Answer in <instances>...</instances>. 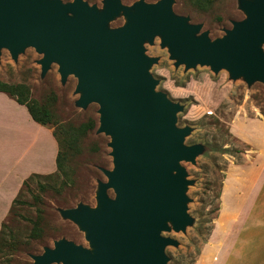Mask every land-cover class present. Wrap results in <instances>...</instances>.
I'll return each mask as SVG.
<instances>
[{"label":"water","instance_id":"obj_1","mask_svg":"<svg viewBox=\"0 0 264 264\" xmlns=\"http://www.w3.org/2000/svg\"><path fill=\"white\" fill-rule=\"evenodd\" d=\"M171 4L137 2L129 9L104 0L98 11L82 0H0V49L14 59L32 47L43 55L42 74L56 63L61 81L73 75L77 105L96 103L97 132L111 138L113 169L102 170L107 182L99 184L98 207L60 211L84 232L91 250L59 240L31 264H167L164 248L175 242L161 232L191 223L179 163L193 161L201 147L184 144L190 130L176 127L182 107L155 91L148 72L154 60L143 43L159 36L176 65L225 69L232 79L264 84V0H239L246 18L213 41L206 33L197 36L200 26L173 14ZM120 13L127 23L108 29Z\"/></svg>","mask_w":264,"mask_h":264},{"label":"rangeland","instance_id":"obj_2","mask_svg":"<svg viewBox=\"0 0 264 264\" xmlns=\"http://www.w3.org/2000/svg\"><path fill=\"white\" fill-rule=\"evenodd\" d=\"M60 1L66 4L73 0ZM82 1L98 11L103 9L104 0ZM158 1L120 3L132 9L137 2ZM210 1L209 7L200 9L190 0H172L171 11L187 18L188 24L199 25L197 36L206 33L211 41L225 36L233 22L246 18L239 0ZM126 23L120 13L107 28ZM143 49L145 56L154 60L148 72L156 81L155 91L182 107L176 114V127L190 130L184 144L201 147L193 161L179 163L188 182L184 205L191 223L179 231L169 224L170 230L161 232L162 237L175 242L164 248L167 264H264L263 237L241 235L244 202L264 164V84L248 85L242 77L232 79L225 69L215 73L209 66L176 65L159 36L152 43L144 42ZM260 49L264 53V42ZM42 57L32 47L18 52L14 59L7 49H0V82L25 85L29 99L49 111L52 122L46 127L58 150L68 153L63 163L65 175L33 178L20 188L21 195L5 223L0 264H31L33 257L43 255L45 248L53 249L59 240L91 250L84 232L60 211L80 206L96 209L99 184L107 182L102 170L113 169L111 138L97 132L98 105L79 107L77 79L68 75L61 81L56 63L42 74ZM62 127L66 131L79 127L87 130L77 145L67 147ZM257 192L258 188L255 196ZM106 194L114 197L112 189ZM35 223L37 231L33 230Z\"/></svg>","mask_w":264,"mask_h":264},{"label":"crops","instance_id":"obj_3","mask_svg":"<svg viewBox=\"0 0 264 264\" xmlns=\"http://www.w3.org/2000/svg\"><path fill=\"white\" fill-rule=\"evenodd\" d=\"M57 151L51 130L33 121L23 105L0 93V229L23 182L32 174L56 171ZM259 172L244 202L241 235L263 237L264 245V164Z\"/></svg>","mask_w":264,"mask_h":264},{"label":"trees","instance_id":"obj_4","mask_svg":"<svg viewBox=\"0 0 264 264\" xmlns=\"http://www.w3.org/2000/svg\"><path fill=\"white\" fill-rule=\"evenodd\" d=\"M191 4L194 6L205 9L210 6L211 1L210 0H190ZM0 93H4L8 95L10 98H12L16 103L19 105H23L27 112L29 113L30 117L33 121L36 123L46 126L49 125L52 122L51 115L49 111L42 105L37 104L36 102L29 99V89L25 85L18 84V85H9L3 82H0ZM63 134L66 133V139L65 145L68 147H72L74 145H77V140L79 136L83 135L87 128L86 127H79L76 129H70L66 131L64 127L61 128ZM55 135V133H54ZM68 153H62L60 150L57 152L56 156V172L48 175H38V174H32L30 175L22 184V186H25L29 180H32L33 178H41V177H48V178H59L60 176L65 175V169H64V162L66 155ZM22 188V187H21ZM21 195V189L19 190L17 196L13 200L11 204V208L9 213L14 208L15 203H17L19 197ZM4 229H5V223L1 225L0 229V245H4L5 239H4ZM34 231L39 230L38 223H35V226L33 228Z\"/></svg>","mask_w":264,"mask_h":264}]
</instances>
